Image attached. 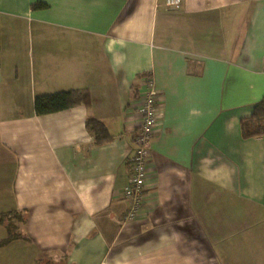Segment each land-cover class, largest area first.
<instances>
[{"label":"crops","instance_id":"crops-1","mask_svg":"<svg viewBox=\"0 0 264 264\" xmlns=\"http://www.w3.org/2000/svg\"><path fill=\"white\" fill-rule=\"evenodd\" d=\"M0 40V213L28 214L0 264H264V135L241 130L264 97V0H0ZM147 75L162 117L146 220L125 224ZM70 89L90 105L35 112Z\"/></svg>","mask_w":264,"mask_h":264},{"label":"trees","instance_id":"trees-1","mask_svg":"<svg viewBox=\"0 0 264 264\" xmlns=\"http://www.w3.org/2000/svg\"><path fill=\"white\" fill-rule=\"evenodd\" d=\"M48 7L43 1L32 3V8ZM1 49V40H0ZM91 102L89 91L86 89L61 90L53 93L39 94L34 100V110L37 114L60 111L78 104L89 106ZM86 128L93 135L96 144H102L112 139L105 123L92 116L86 120ZM241 130L244 138L264 135V97L257 102L252 113L241 120ZM0 223L7 229V237L0 242L6 244L18 238H28L26 225L28 214L26 210H10L0 213ZM45 257L38 258V264H50Z\"/></svg>","mask_w":264,"mask_h":264},{"label":"built area","instance_id":"built-area-1","mask_svg":"<svg viewBox=\"0 0 264 264\" xmlns=\"http://www.w3.org/2000/svg\"><path fill=\"white\" fill-rule=\"evenodd\" d=\"M163 5L167 9H177L181 7L182 0H163ZM143 85V89L137 99V111L140 116V122L135 131V148L131 156V175L128 184L123 190L127 205L121 219L125 224L146 220L144 212L147 203L150 145L152 139L156 136L162 117L159 95L153 78L147 75Z\"/></svg>","mask_w":264,"mask_h":264},{"label":"rangeland","instance_id":"rangeland-1","mask_svg":"<svg viewBox=\"0 0 264 264\" xmlns=\"http://www.w3.org/2000/svg\"><path fill=\"white\" fill-rule=\"evenodd\" d=\"M50 264H65L64 260L63 259H59V260H56V261H53L52 263Z\"/></svg>","mask_w":264,"mask_h":264}]
</instances>
